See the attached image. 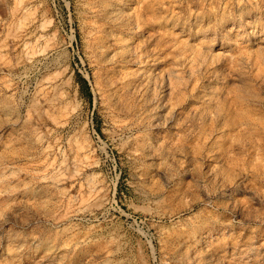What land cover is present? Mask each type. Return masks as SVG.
I'll use <instances>...</instances> for the list:
<instances>
[{"label":"rangeland","instance_id":"obj_1","mask_svg":"<svg viewBox=\"0 0 264 264\" xmlns=\"http://www.w3.org/2000/svg\"><path fill=\"white\" fill-rule=\"evenodd\" d=\"M0 264H264V0H0Z\"/></svg>","mask_w":264,"mask_h":264},{"label":"trees","instance_id":"obj_2","mask_svg":"<svg viewBox=\"0 0 264 264\" xmlns=\"http://www.w3.org/2000/svg\"><path fill=\"white\" fill-rule=\"evenodd\" d=\"M76 77H77V82L79 84V87L80 88H84L85 91H86V95L88 97H90L91 96V91L89 89V86H88V83H87L86 78H84L83 76H81L79 72H76Z\"/></svg>","mask_w":264,"mask_h":264},{"label":"bare ground","instance_id":"obj_3","mask_svg":"<svg viewBox=\"0 0 264 264\" xmlns=\"http://www.w3.org/2000/svg\"><path fill=\"white\" fill-rule=\"evenodd\" d=\"M106 5H107V4H106ZM108 5H109V4H108ZM105 7H106V6H105ZM102 8H103V6H102ZM108 8H109V7H108ZM111 9H112V8H111ZM112 10H113V9H112ZM104 11H105V10H104ZM106 11H107V9H106ZM106 11H105V12H106ZM106 13H107V12H106ZM113 15H114V14H113ZM130 84H131V82H130Z\"/></svg>","mask_w":264,"mask_h":264}]
</instances>
